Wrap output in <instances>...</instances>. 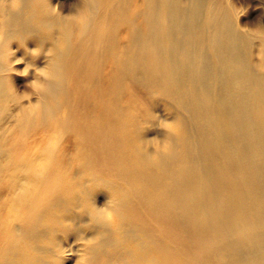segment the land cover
<instances>
[{"label": "bare ground", "instance_id": "obj_1", "mask_svg": "<svg viewBox=\"0 0 264 264\" xmlns=\"http://www.w3.org/2000/svg\"><path fill=\"white\" fill-rule=\"evenodd\" d=\"M18 2L0 0V264H264L263 22L231 0Z\"/></svg>", "mask_w": 264, "mask_h": 264}, {"label": "rangeland", "instance_id": "obj_2", "mask_svg": "<svg viewBox=\"0 0 264 264\" xmlns=\"http://www.w3.org/2000/svg\"><path fill=\"white\" fill-rule=\"evenodd\" d=\"M64 1L67 3L69 0H64ZM231 1L237 7L238 14H239L238 21L241 27L253 28L251 24L254 25L255 21L256 22L261 21L264 24V8H263L264 0H257V1L256 0H231ZM65 264H69V261L65 262Z\"/></svg>", "mask_w": 264, "mask_h": 264}, {"label": "clouds", "instance_id": "obj_3", "mask_svg": "<svg viewBox=\"0 0 264 264\" xmlns=\"http://www.w3.org/2000/svg\"><path fill=\"white\" fill-rule=\"evenodd\" d=\"M10 6L12 8H17L19 7V2L18 0H11V4ZM72 19H75L78 23L80 24H84L86 22V19H87V16L85 13L81 12V13H78V14H75ZM35 51V49H34ZM21 61H18L17 63H20ZM29 67L28 66H24L22 68V73L23 75H26L28 72H29ZM163 127L165 128H171L172 127V124L171 122H165L163 124ZM157 146L156 145H152V148H156ZM159 150L161 151H167L168 150V145L165 144L163 146H160ZM94 215L97 217V219L99 221H104V222H109V223H114L116 221V218H117V211L115 208L113 207H108V206H105V205H100V206H97L95 212H94Z\"/></svg>", "mask_w": 264, "mask_h": 264}]
</instances>
